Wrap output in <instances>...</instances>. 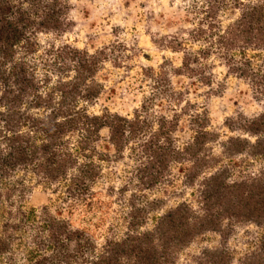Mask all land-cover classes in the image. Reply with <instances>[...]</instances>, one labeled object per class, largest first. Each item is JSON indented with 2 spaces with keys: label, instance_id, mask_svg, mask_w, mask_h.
<instances>
[{
  "label": "trees",
  "instance_id": "16d2710c",
  "mask_svg": "<svg viewBox=\"0 0 264 264\" xmlns=\"http://www.w3.org/2000/svg\"><path fill=\"white\" fill-rule=\"evenodd\" d=\"M202 1V17L188 36L191 39L205 38L212 51L201 50L198 56L216 53L228 74L249 81L253 91L263 94L264 0H234L238 15L220 30L216 16L222 0ZM67 10L66 0H0V183L9 179L16 170H29L47 182L64 177L70 181L66 187L68 196L82 199L87 193L84 197L88 201L82 200L88 204L92 196L88 194L90 183L97 170L90 162L75 166L64 136L69 132H79L82 138L78 144L83 149L87 139L89 142L96 139L97 132L103 127L108 129L107 140L117 152L121 151L126 140L138 139L147 132V137L138 142L139 151L134 165L135 177L141 188L157 184L171 161H190L188 179L199 177L201 168L210 166L205 163L202 150L206 142L214 139L213 133L198 129L184 147L175 150L170 147V132L174 128L171 120L160 117L156 121V129L150 130L142 127L136 115L127 119L111 113L88 115L83 109H74L78 98L90 101L94 93L93 84L88 80L92 79L98 63L104 58L102 49L88 53L61 45L54 51L49 65L53 66V71L67 73L72 70V75L66 80L56 77L47 91L40 92L49 83L50 74L36 77L33 68H28L21 56L34 52L35 34L62 31L68 23ZM172 42L169 39L164 46L171 50L179 48V43ZM16 49L22 54L14 60ZM247 49L263 52L257 69L250 66V60L244 54ZM233 52L238 56L234 57ZM198 58L183 55L173 73L194 76L200 72H196L199 67L192 65ZM198 79L209 84L208 77L199 75ZM23 103L27 108L21 109ZM38 107L48 110L43 117L28 112V108ZM23 126L25 130H21ZM225 126L245 133L253 140L239 135L228 136L220 142L223 154L264 157V111L252 117L226 120ZM69 170L72 173L68 174ZM226 172V167L221 165L200 177L197 209L179 202L157 216L149 229H139L144 222V211L131 203L123 235L118 239H106L98 252L95 251L93 235L86 227H74L70 219L56 217L42 208L37 217V233L32 236L36 255L26 264H171L180 249L206 232L217 234L219 246L202 248L193 257L192 264H230L232 255L224 248L230 228L247 222L264 228V168L234 179H228ZM15 188L11 183L2 191L4 197L7 199ZM148 204L150 208H156L154 203ZM19 226L18 222L3 223L0 255L8 248L9 235L4 236L6 227L16 229ZM260 247L264 248V245ZM241 261L242 264H264V255L261 251H253L244 255Z\"/></svg>",
  "mask_w": 264,
  "mask_h": 264
},
{
  "label": "rangeland",
  "instance_id": "374dc122",
  "mask_svg": "<svg viewBox=\"0 0 264 264\" xmlns=\"http://www.w3.org/2000/svg\"><path fill=\"white\" fill-rule=\"evenodd\" d=\"M233 1L222 0L219 4L216 16L219 30L238 15ZM66 2V27L60 32L35 34L34 52L21 56L28 68H33L36 77L50 74L49 83L40 92L47 91L56 77L66 80L72 75V70L67 73L53 71V66L49 65L54 51L61 45L88 53L102 49L104 58L98 63L92 79L88 80L93 84L94 93L90 101L78 98L74 109H83L88 115L111 113L127 119L136 115L142 127H149L150 130L156 129V121L160 117L171 120L174 128L170 132V147L175 150L184 147L195 131L203 128L214 135V139L206 142L202 150L205 163L210 166H203L200 176L190 181L187 177L190 161H171L157 184L141 188L135 177L134 165L139 151L138 142L147 137V132L138 139L126 140L120 152L108 142L106 127L99 129L96 139L90 142L87 139L83 149L78 144L82 138L79 132L66 133L64 139L71 157L75 159V166L90 162L97 170L89 187L88 194H92L89 203H84V200L88 201L84 197L87 193L82 197L84 200L68 196V178L47 182L29 170H16L9 179L0 183V192L11 183L16 187L7 199L3 192L0 193V236L3 235L5 221L20 223L16 229L6 227L4 236L9 235L8 248L0 255V264H26L33 259L36 247L32 236L37 233V217L42 208L56 217L70 219L74 227H86L93 235L95 251L98 252L106 239H118L123 235L131 203L144 211V222L139 229H149L157 216L179 202L197 209L198 181L217 167H226L228 179L264 168V157L225 155L221 152L220 142L228 136L239 135L253 140L245 133L228 129L225 121L252 117L264 111V92H255L249 81L228 74L216 53L198 56L201 50L212 51L205 38L191 39L188 36L202 17V0ZM169 39L173 44L179 43V48H166L164 45ZM262 53L261 50L244 51L254 69L260 65ZM21 54L16 49L13 59H18ZM183 55L199 57L192 65L200 68L196 70L200 74L189 77L173 73ZM233 55L238 56L236 52ZM199 75L208 77L209 84L200 82ZM25 108L27 105L23 103L21 109ZM47 111L44 107L28 108V112L38 117H43ZM21 130H25V126ZM35 137L39 139L37 134ZM67 173H72V170ZM149 202L154 203L156 208H150ZM260 245H264V228L247 222L230 228L224 248L232 255L230 264H242V257L253 251H261L264 255V248ZM216 246H219L217 234L206 232L180 249L171 264H192L193 257L202 248Z\"/></svg>",
  "mask_w": 264,
  "mask_h": 264
}]
</instances>
